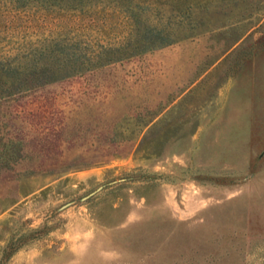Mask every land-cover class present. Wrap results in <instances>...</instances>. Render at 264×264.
<instances>
[{
    "label": "rangeland",
    "instance_id": "374dc122",
    "mask_svg": "<svg viewBox=\"0 0 264 264\" xmlns=\"http://www.w3.org/2000/svg\"><path fill=\"white\" fill-rule=\"evenodd\" d=\"M163 4L212 27L0 96V264H264V0ZM92 16L86 30L84 15L0 0V56L42 68L41 47L64 35L97 50ZM120 18L106 17L109 35H124ZM176 57L203 64L159 65ZM122 61L151 73L126 72L110 111L130 116L93 132L89 74Z\"/></svg>",
    "mask_w": 264,
    "mask_h": 264
},
{
    "label": "trees",
    "instance_id": "16d2710c",
    "mask_svg": "<svg viewBox=\"0 0 264 264\" xmlns=\"http://www.w3.org/2000/svg\"><path fill=\"white\" fill-rule=\"evenodd\" d=\"M11 3H17L20 8H25L31 4L37 7H46L50 12L57 14L64 13L76 15L79 17L84 15V29L91 27L93 22L92 14H99L102 17L100 31L98 36L102 41L98 45L97 50L77 51L76 43L73 38H68L72 42H64L67 36L56 38L49 45L41 47L42 50L39 57L44 56L46 64L42 68H28L21 64H14L13 61L19 56L10 57L0 56V96H10L17 92L27 90L28 86L35 81L47 82L56 80L79 73L81 70H90L109 64L110 62L119 61L123 58L131 57L135 54H141L148 50L170 45L182 38H188L198 33L208 30L212 25L210 19H193L190 13V6L184 4L174 11L171 8L170 14L165 9V2H150V0H9ZM155 1V0H154ZM157 1V0H156ZM172 3L180 0H170ZM183 1V0H182ZM95 8H100L97 10ZM121 15L118 25H122L123 34L111 33L106 27L105 22L107 16ZM58 19V18H56ZM74 19V17H73ZM74 20L60 26L63 20H56L54 23L57 27H74ZM106 20V21H105ZM58 23V24H57ZM77 26V25H76ZM212 27V26H211ZM71 30V29H69ZM115 39H111L114 38ZM81 49V48H80ZM83 49V48H82ZM114 49L119 56L115 58L107 57L108 50ZM79 50V49H78ZM84 50V49H83ZM46 52V53H44ZM23 57V56H22ZM16 58V59H15ZM35 59V58H34ZM102 59V60H101ZM103 61V62H101Z\"/></svg>",
    "mask_w": 264,
    "mask_h": 264
},
{
    "label": "crops",
    "instance_id": "0c3cea01",
    "mask_svg": "<svg viewBox=\"0 0 264 264\" xmlns=\"http://www.w3.org/2000/svg\"><path fill=\"white\" fill-rule=\"evenodd\" d=\"M203 62L186 60L185 58L176 57L174 60L170 61L164 59L160 61L159 65L169 68L172 66L174 69L179 70V74L192 75L193 69L198 68ZM146 66H148V72L151 73V63L145 64L139 61H122L114 64H110L100 69H96L89 74V86L94 90L93 97H88V101L83 100L80 105V109H85L87 107L89 111V122L90 126L93 127V132L99 133H112L114 132V125L123 124L130 115L125 113H116L110 111V109L121 108L122 105L119 102L126 100L123 93V80L127 71H132L136 74L135 78L138 81L140 79V84H144ZM140 72V76L138 73ZM152 78V75H149ZM110 86V89H109ZM184 87V83H177L173 86L174 89ZM143 88V86H142ZM104 89L108 90L107 93H102ZM143 91V89H140Z\"/></svg>",
    "mask_w": 264,
    "mask_h": 264
}]
</instances>
